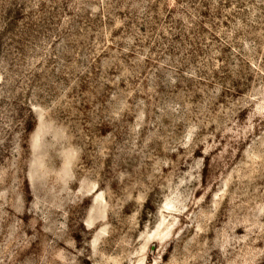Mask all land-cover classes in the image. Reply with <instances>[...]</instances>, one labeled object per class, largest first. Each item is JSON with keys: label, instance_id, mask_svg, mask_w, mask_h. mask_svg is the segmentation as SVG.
I'll use <instances>...</instances> for the list:
<instances>
[{"label": "rangeland", "instance_id": "obj_1", "mask_svg": "<svg viewBox=\"0 0 264 264\" xmlns=\"http://www.w3.org/2000/svg\"><path fill=\"white\" fill-rule=\"evenodd\" d=\"M0 264H264V0H0Z\"/></svg>", "mask_w": 264, "mask_h": 264}]
</instances>
